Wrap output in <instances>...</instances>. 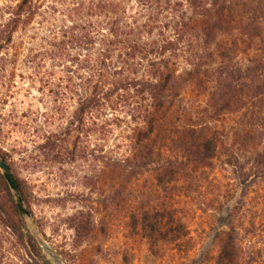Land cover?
Returning <instances> with one entry per match:
<instances>
[{"label": "trees", "instance_id": "16d2710c", "mask_svg": "<svg viewBox=\"0 0 264 264\" xmlns=\"http://www.w3.org/2000/svg\"><path fill=\"white\" fill-rule=\"evenodd\" d=\"M16 78L46 100L33 166L78 170L70 202L89 206L105 181L110 224L153 257L187 249L183 205L212 208L226 175L240 204L264 189V0H0V84ZM237 210L224 224L264 223V204ZM70 223L79 240L97 224ZM230 230L215 264L247 259Z\"/></svg>", "mask_w": 264, "mask_h": 264}, {"label": "rangeland", "instance_id": "374dc122", "mask_svg": "<svg viewBox=\"0 0 264 264\" xmlns=\"http://www.w3.org/2000/svg\"><path fill=\"white\" fill-rule=\"evenodd\" d=\"M20 72L23 71H15L17 75ZM45 102L38 87L25 79L0 84V158L16 179L30 214L24 218L18 212L0 174V264H113V261L116 264L125 261L127 264H215L220 243L226 240L231 228L247 258L240 264H264L263 219L250 224L247 216L239 224L237 219L235 224H224L233 208L243 215L246 208L258 209L264 204V189H251L250 197L240 204L242 190L231 175H226L228 190L212 208L203 207L199 199L183 205L189 209L184 224L189 244L182 253L169 246L153 257L138 229H131L130 224H110L103 205L107 192L105 181L92 196L98 201L95 206L70 202L72 193H87L78 187V170L64 177L58 170L60 167L40 168L30 160L35 155L32 138L41 136L45 129ZM224 176V172L218 174L219 178ZM78 212L85 217L89 214L91 221L97 223L90 224L94 231L88 239H77L74 224L70 223ZM221 263L228 261L223 258Z\"/></svg>", "mask_w": 264, "mask_h": 264}, {"label": "water", "instance_id": "95a60500", "mask_svg": "<svg viewBox=\"0 0 264 264\" xmlns=\"http://www.w3.org/2000/svg\"><path fill=\"white\" fill-rule=\"evenodd\" d=\"M0 174L5 181L8 189L11 192L12 198L14 200L15 206L18 212L24 217L29 218L30 214L27 208L25 207L24 201L20 194V190L17 184L16 179L14 178L9 166L7 163L0 158Z\"/></svg>", "mask_w": 264, "mask_h": 264}]
</instances>
